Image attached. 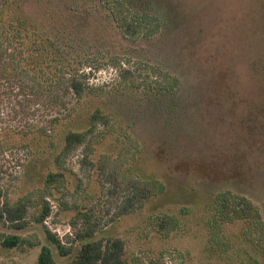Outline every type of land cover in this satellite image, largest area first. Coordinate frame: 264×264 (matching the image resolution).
Returning <instances> with one entry per match:
<instances>
[{
	"label": "rangeland",
	"instance_id": "rangeland-1",
	"mask_svg": "<svg viewBox=\"0 0 264 264\" xmlns=\"http://www.w3.org/2000/svg\"><path fill=\"white\" fill-rule=\"evenodd\" d=\"M155 2L165 12L168 28L180 27L166 41L168 56L159 47L154 49L157 59L164 68L185 76L187 90L180 109L183 121L158 120L152 138L143 139L148 150L160 146L168 155V159L161 161L150 158L146 152L150 169L158 171L161 177L170 175L169 180L163 177L167 195L106 226L132 178L128 172L122 173L132 157L127 151L130 144L125 140L129 138L122 135L118 143L109 134L88 139L62 160L65 183H54L53 190L46 188L52 184H44L49 156L36 148L31 155L25 149L4 148L0 150V210L6 204L15 207L21 201L26 206L24 219L28 227L16 230L10 221L0 218V241L10 234L23 240L20 247L13 249L0 244V264H38L41 247L49 245L44 227L66 242L65 237L73 231L70 222L75 217V207L82 212L90 209L99 218L102 228L95 238L122 240L123 264H247L251 259L264 264V237L253 235L252 241L258 245L250 247L241 237V224L229 230L233 239L230 253L219 255L211 250L209 257L204 256L205 235L197 222L201 221L200 207L196 206L199 203L192 195L181 197L191 192L195 180H201V175L195 173L202 172L209 183L201 187L204 194L210 193L209 186H219L247 197L257 205L264 230V0ZM203 10L208 11L209 19H203ZM216 25L220 26L217 31ZM143 47L152 53L150 46ZM115 79L116 70L109 66L94 71L89 82L101 87ZM12 93L0 92V128L20 129L28 123L45 126L57 113L50 106H15ZM100 132L102 129L98 128L96 134ZM91 152L93 170L83 163V156ZM107 153L112 154L110 164L98 168V158ZM119 154L126 159V165ZM194 156H205L203 166L194 164ZM116 157L121 165L117 170L118 162L113 163ZM174 163L184 165L191 178L183 176V171L166 174L164 166ZM51 169L56 171L52 167L48 171ZM115 173H122L120 181L110 178ZM113 189L117 191L109 194ZM43 199L51 207L44 226L34 221L41 213ZM185 206L193 211L188 232L162 240L157 223L163 220V213L175 214ZM152 215L155 217L151 219ZM186 251L190 254L188 262L181 257ZM54 255L57 264H71V258L59 257L55 248Z\"/></svg>",
	"mask_w": 264,
	"mask_h": 264
},
{
	"label": "trees",
	"instance_id": "trees-1",
	"mask_svg": "<svg viewBox=\"0 0 264 264\" xmlns=\"http://www.w3.org/2000/svg\"><path fill=\"white\" fill-rule=\"evenodd\" d=\"M207 17L208 11L203 10V19ZM219 27L216 25L215 30ZM177 30L180 27L168 28L166 14L155 0H0V92L13 91L15 106L21 108L30 104L36 109L50 106L57 110L45 126L28 123L20 129L0 128V150L20 148L31 155L36 148L49 156L44 184H52L46 188L53 190L54 183L64 185L60 164L75 148L88 139H98L100 135L104 138V134L114 136L118 143V137L123 135L129 138L125 140L130 144L127 151L132 157L122 173L128 172L132 178L106 226L164 198L168 193L165 179L169 180L170 175H163L164 179L150 169L146 152L161 161L168 155L160 146L148 150L143 139L152 138L158 120L183 121L180 109L187 96L185 76L164 68L154 50L159 47L167 55L166 41ZM144 44L151 47L152 53ZM109 66L115 68L116 79L101 87L90 85L94 71ZM98 128L102 132L96 134ZM111 153L98 158V168L110 164ZM92 156L93 152L83 156L87 168L93 167ZM118 157L123 159L120 154ZM118 157L113 163L118 162ZM204 158L194 156L193 162L203 166ZM123 162L126 165V159ZM118 163L116 170L121 166ZM51 167L56 171H48ZM163 170L166 174L183 171V176L191 178L189 170L180 163L165 165ZM195 174L201 175V180H195L191 192L181 197L192 195L199 203L196 206L200 207L201 221L197 222L205 235L202 254L209 257L211 250L219 255L230 253L233 239L229 230L238 224L243 226L242 239L256 248L258 244L252 236L264 237L257 205L219 186H209L210 193L204 194L201 187L209 185L207 177L202 172ZM119 176L115 173L110 178L120 181ZM42 202L41 213L34 221L44 226L51 207L45 199ZM18 203L15 207L6 204L0 210V218L10 221L13 229L24 230L28 227L24 219L26 206ZM74 211L70 222L73 231L65 237L66 242L44 227L49 245L41 247L38 264H57L54 248L59 257L71 258V264H123L122 240L95 238L102 228L99 218L90 209L82 212L75 207ZM192 214L186 206L175 214L163 213V220L157 223L162 240L188 232ZM236 235L234 238L238 239ZM22 242L20 236L10 234L0 244L13 249ZM181 257L188 262L190 254L186 251ZM247 264L256 261L251 259Z\"/></svg>",
	"mask_w": 264,
	"mask_h": 264
}]
</instances>
